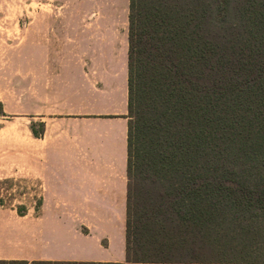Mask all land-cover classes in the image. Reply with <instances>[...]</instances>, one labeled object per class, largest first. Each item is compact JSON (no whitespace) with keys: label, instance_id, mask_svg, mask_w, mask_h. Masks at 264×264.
Returning <instances> with one entry per match:
<instances>
[{"label":"trees","instance_id":"16d2710c","mask_svg":"<svg viewBox=\"0 0 264 264\" xmlns=\"http://www.w3.org/2000/svg\"><path fill=\"white\" fill-rule=\"evenodd\" d=\"M129 22L127 264L264 263V0H130Z\"/></svg>","mask_w":264,"mask_h":264},{"label":"crops","instance_id":"0c3cea01","mask_svg":"<svg viewBox=\"0 0 264 264\" xmlns=\"http://www.w3.org/2000/svg\"><path fill=\"white\" fill-rule=\"evenodd\" d=\"M129 13L130 0H0V39L25 21L28 51L88 53L83 61L90 67L85 75L74 61L81 75L58 116L36 109L28 93V112L46 123L36 137L33 116L26 144V170L40 179L42 202L25 214L0 203V264L127 263Z\"/></svg>","mask_w":264,"mask_h":264},{"label":"rangeland","instance_id":"374dc122","mask_svg":"<svg viewBox=\"0 0 264 264\" xmlns=\"http://www.w3.org/2000/svg\"><path fill=\"white\" fill-rule=\"evenodd\" d=\"M21 24V29L8 32L3 35L2 41L0 39V100L4 109L0 113V159L3 163L0 203L8 207L26 208L40 204L43 189L40 179L28 174L26 170L28 126L33 116H36V130L40 128L38 115L28 112V93L34 95L36 109H49L52 111L50 117L58 116L67 111L60 107L68 102L66 95L74 76L81 75V70L74 61L79 60L84 73H89L90 67L83 61L88 53L65 50L28 51L25 21ZM61 39L65 40L64 43L74 41L73 36ZM256 255L264 257V249Z\"/></svg>","mask_w":264,"mask_h":264}]
</instances>
